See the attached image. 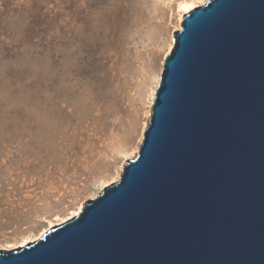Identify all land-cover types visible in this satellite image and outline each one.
I'll return each instance as SVG.
<instances>
[{"label": "water", "instance_id": "water-1", "mask_svg": "<svg viewBox=\"0 0 264 264\" xmlns=\"http://www.w3.org/2000/svg\"><path fill=\"white\" fill-rule=\"evenodd\" d=\"M0 264H264V0L187 13L119 180Z\"/></svg>", "mask_w": 264, "mask_h": 264}, {"label": "rangeland", "instance_id": "rangeland-1", "mask_svg": "<svg viewBox=\"0 0 264 264\" xmlns=\"http://www.w3.org/2000/svg\"><path fill=\"white\" fill-rule=\"evenodd\" d=\"M207 1L0 0V251L119 180L174 34Z\"/></svg>", "mask_w": 264, "mask_h": 264}, {"label": "bare ground", "instance_id": "bare-ground-1", "mask_svg": "<svg viewBox=\"0 0 264 264\" xmlns=\"http://www.w3.org/2000/svg\"><path fill=\"white\" fill-rule=\"evenodd\" d=\"M187 9H188V10H186V14H187L191 9H193V8H190V9L187 8ZM186 14H185V15H186ZM181 19H182V18H181ZM181 21H182V20H181ZM173 40H174V39H173ZM173 44H174V41L172 42V46H173ZM170 51H171V50H170ZM160 79H161V74L159 75V80H158L157 86H158V84H159ZM156 89H157V87H156ZM156 89H155V91H156ZM154 97H155V95H154ZM140 143H141V142H140ZM138 149H139V147H138ZM138 149H137V150H138ZM135 157H136V156H135ZM135 157H134V158H135ZM119 175H120V174H119ZM116 181H118V179H117ZM116 181H113L112 184H113L114 182H116ZM81 208H82V206L78 209L77 212H75V213L72 215V217H70V218H68V219H71V218L75 217V216L81 211ZM68 219H67V220H68ZM67 220H65V222H66ZM43 234H44V233H43ZM43 234H42V235H43ZM42 235H41V236H42Z\"/></svg>", "mask_w": 264, "mask_h": 264}]
</instances>
